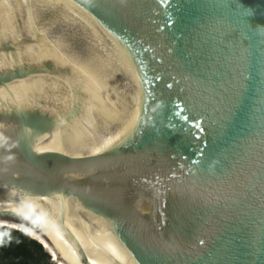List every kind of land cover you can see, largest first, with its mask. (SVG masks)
Returning a JSON list of instances; mask_svg holds the SVG:
<instances>
[{
    "label": "water",
    "instance_id": "95a60500",
    "mask_svg": "<svg viewBox=\"0 0 264 264\" xmlns=\"http://www.w3.org/2000/svg\"><path fill=\"white\" fill-rule=\"evenodd\" d=\"M5 208L80 264H264V0H0V231L58 264Z\"/></svg>",
    "mask_w": 264,
    "mask_h": 264
},
{
    "label": "trees",
    "instance_id": "16d2710c",
    "mask_svg": "<svg viewBox=\"0 0 264 264\" xmlns=\"http://www.w3.org/2000/svg\"><path fill=\"white\" fill-rule=\"evenodd\" d=\"M5 227L14 229L9 226ZM0 264L51 263L38 242L22 232L5 230L0 231Z\"/></svg>",
    "mask_w": 264,
    "mask_h": 264
},
{
    "label": "bare ground",
    "instance_id": "6f19581e",
    "mask_svg": "<svg viewBox=\"0 0 264 264\" xmlns=\"http://www.w3.org/2000/svg\"><path fill=\"white\" fill-rule=\"evenodd\" d=\"M4 211L5 212L2 218H3V221H5L6 226L12 227L14 229H21L23 231H26L27 233H30L33 237L42 241V243L45 245V247L49 251L51 257L58 258L57 260L58 264H80L79 259L76 256V254H72L71 251H69V249L64 247V245L59 241V239L55 237L51 238L50 245H49L48 241L44 239L41 235H38L37 233H35V231H33L29 227L22 224L19 221V218L27 220V217H26L28 215L27 213L21 214L20 211L15 208L13 209L5 208ZM40 224H41L40 222L39 223L36 222V225L42 226Z\"/></svg>",
    "mask_w": 264,
    "mask_h": 264
}]
</instances>
